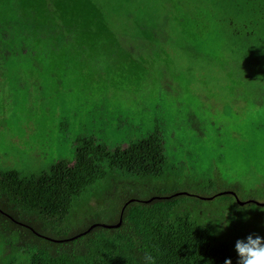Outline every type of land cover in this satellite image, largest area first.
I'll return each instance as SVG.
<instances>
[{"label":"rangeland","instance_id":"obj_1","mask_svg":"<svg viewBox=\"0 0 264 264\" xmlns=\"http://www.w3.org/2000/svg\"><path fill=\"white\" fill-rule=\"evenodd\" d=\"M135 1H124L114 36L96 35L95 45L81 33L67 40L9 35V57L0 63V166L30 175L56 160H72L80 137L114 149L156 130L166 157L159 184L108 170L80 197L88 196L90 206L54 231L71 234L96 213L100 222L112 223L115 202L132 187L141 198L159 191L204 197L235 191L246 204L225 221L241 229L246 221L241 214L264 210L254 203L264 202V94L258 104L253 92L262 89L243 77L231 41L211 30L167 31L154 44L136 40L143 36L139 30L119 33ZM139 3L134 10L139 19L162 6V0ZM24 10L0 1V22H9L2 23L6 29L15 21L28 29L33 17ZM218 52L223 66L215 59ZM220 198L203 205L213 207Z\"/></svg>","mask_w":264,"mask_h":264},{"label":"trees","instance_id":"obj_2","mask_svg":"<svg viewBox=\"0 0 264 264\" xmlns=\"http://www.w3.org/2000/svg\"><path fill=\"white\" fill-rule=\"evenodd\" d=\"M0 1L14 3L21 11L25 8L36 23L34 29L29 28L31 22L28 29H22L15 21L6 29L2 23L8 21L0 22V63H5L10 53L9 35L21 38L30 32L38 33L42 40H67L81 33L89 45H95L96 35L114 36L115 18L122 16L123 3L129 0ZM132 6L133 12L126 11V27L118 25L119 33L122 28L142 31L143 36L136 40L154 44L157 36L167 31L207 30L230 40L243 63V77L262 89L258 94L253 90L256 102L262 103L258 95L264 94V0H162L160 11L155 9L141 19L134 14L139 0ZM219 22H223L220 28L215 25ZM115 43L118 46L116 38ZM219 54L215 59L223 66L226 61ZM162 141L156 130L114 149L93 137H80L72 160H56L38 173L23 175L0 166V264H223L226 257L236 264L235 240L249 232L264 235V210L255 208L241 214L246 218L241 229L227 225L221 230L230 214L245 207L246 202L241 204L235 191L210 198L159 191L141 198L132 187L115 202L113 222L105 223L119 222L123 212L120 226L104 227L96 213L71 234L54 231L72 224L78 211L90 206L88 196L79 199L108 170L159 184L166 164ZM102 194L96 199L104 197ZM218 196L222 197L219 204L203 205ZM257 202L263 201H254L256 207H264Z\"/></svg>","mask_w":264,"mask_h":264},{"label":"clouds","instance_id":"obj_3","mask_svg":"<svg viewBox=\"0 0 264 264\" xmlns=\"http://www.w3.org/2000/svg\"><path fill=\"white\" fill-rule=\"evenodd\" d=\"M227 225L228 223H222L221 230ZM233 248L236 253V264H264V235L249 232L242 237H238ZM147 259L153 261L152 257ZM223 264H233V259L226 257Z\"/></svg>","mask_w":264,"mask_h":264},{"label":"water","instance_id":"obj_4","mask_svg":"<svg viewBox=\"0 0 264 264\" xmlns=\"http://www.w3.org/2000/svg\"><path fill=\"white\" fill-rule=\"evenodd\" d=\"M202 198H210V197H204V196H200ZM258 204H262L264 205V202H257ZM241 204H244V202L241 201ZM123 213V212H122ZM122 213H121V217H120V220L119 222L117 223H113V224H105V223H101V225H103L104 227H109V228H113V227H118L120 226L121 222H122Z\"/></svg>","mask_w":264,"mask_h":264}]
</instances>
